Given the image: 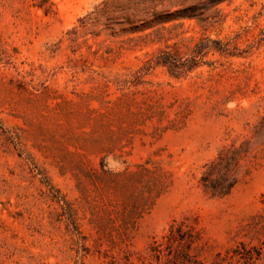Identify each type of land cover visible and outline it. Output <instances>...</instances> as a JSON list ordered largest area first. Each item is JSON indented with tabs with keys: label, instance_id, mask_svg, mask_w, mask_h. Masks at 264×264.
Here are the masks:
<instances>
[{
	"label": "rangeland",
	"instance_id": "374dc122",
	"mask_svg": "<svg viewBox=\"0 0 264 264\" xmlns=\"http://www.w3.org/2000/svg\"><path fill=\"white\" fill-rule=\"evenodd\" d=\"M206 1L0 0V264H264V0L184 15ZM206 37L228 51L154 63ZM232 146L239 181L212 196ZM171 224L190 240L158 258Z\"/></svg>",
	"mask_w": 264,
	"mask_h": 264
},
{
	"label": "trees",
	"instance_id": "16d2710c",
	"mask_svg": "<svg viewBox=\"0 0 264 264\" xmlns=\"http://www.w3.org/2000/svg\"><path fill=\"white\" fill-rule=\"evenodd\" d=\"M222 0H207L206 7L200 5H195L184 9V15L188 18H196L198 22L205 21L203 17V11L207 10L210 6L217 5ZM208 6V8H207ZM209 41L219 43L217 50L221 52H227L228 48L223 45L222 42L216 40H210L209 38L200 39L196 41L192 49L193 55L190 59L177 58L175 55L168 51H159L155 56L154 63L167 65L170 73L174 76L180 75L184 71L192 69L196 63L199 62L197 58L201 57L203 50L206 48H211L208 44ZM243 157L242 150L237 147L226 148L221 151L217 158L211 160L204 164V171L200 177V183L204 190L208 191L212 196L222 197L229 194L234 186L239 181V168L240 161ZM147 190L149 194L156 192L159 193L161 190V185L158 186L155 182L147 184ZM146 198L140 197L138 203H144ZM131 211H137V208ZM176 228V232H174ZM190 240V228L187 225H175L171 224L169 226V233L162 236V240L153 241V251L154 255L160 258L161 254L169 245L174 241L176 242H188ZM181 260L182 264H185Z\"/></svg>",
	"mask_w": 264,
	"mask_h": 264
}]
</instances>
